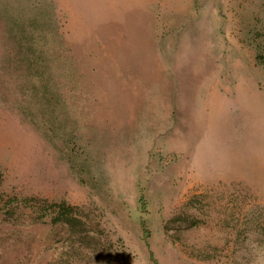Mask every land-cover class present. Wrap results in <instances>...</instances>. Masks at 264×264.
Returning a JSON list of instances; mask_svg holds the SVG:
<instances>
[{"label":"rangeland","instance_id":"374dc122","mask_svg":"<svg viewBox=\"0 0 264 264\" xmlns=\"http://www.w3.org/2000/svg\"><path fill=\"white\" fill-rule=\"evenodd\" d=\"M0 194V264H264V0H0Z\"/></svg>","mask_w":264,"mask_h":264},{"label":"trees","instance_id":"16d2710c","mask_svg":"<svg viewBox=\"0 0 264 264\" xmlns=\"http://www.w3.org/2000/svg\"><path fill=\"white\" fill-rule=\"evenodd\" d=\"M16 39V38H15ZM33 41V40H32ZM14 43H9L7 47V56L6 61L11 62V56H10V45ZM21 50L23 51V61L27 63L28 65V76L31 75L33 72V69H31V65L34 61H38L40 56H36V51L33 49L32 42L27 45L26 43H21ZM28 48V49H27ZM45 71H42V73L37 74L36 76H41ZM30 73V75H29ZM34 75V74H32ZM32 82V81H31ZM54 87H50L48 84H44L42 86H38V84L27 83V85H24V87H21V91L24 94H31L32 98L31 100H26L21 102V110L23 114L27 117L29 114V111L33 117V121L37 124V126L44 132V134H47V129L43 128L42 126H46L47 122H50L51 119L45 120L42 119L47 115L48 110H52L54 112L53 119L56 121V119L59 120L60 114L58 113V108L61 106L62 100H60V97L56 91L53 89ZM51 92V93H50ZM50 94H52L50 96ZM57 96V98H56ZM59 97V98H58ZM28 103V106L26 105ZM42 117V118H41ZM59 128L61 129L62 126L59 124ZM74 131V130H73ZM71 131V132H73ZM3 200V195L0 194V213H4L8 215L9 217L14 216L16 213V209L14 207V200H11L8 205L3 206L1 204V201ZM55 210L51 212V218L53 220V223H63L68 226H70L74 231H77V221H79L78 216L74 213V209L72 207H68L66 203L56 204ZM48 215H42V218H46Z\"/></svg>","mask_w":264,"mask_h":264}]
</instances>
